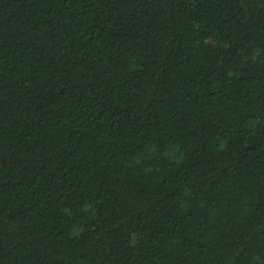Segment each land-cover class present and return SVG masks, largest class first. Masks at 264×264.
<instances>
[{
  "label": "trees",
  "instance_id": "trees-1",
  "mask_svg": "<svg viewBox=\"0 0 264 264\" xmlns=\"http://www.w3.org/2000/svg\"><path fill=\"white\" fill-rule=\"evenodd\" d=\"M0 264H264V0H0Z\"/></svg>",
  "mask_w": 264,
  "mask_h": 264
}]
</instances>
